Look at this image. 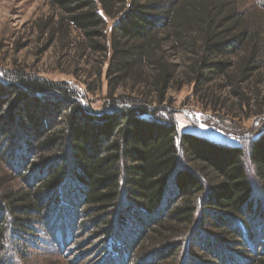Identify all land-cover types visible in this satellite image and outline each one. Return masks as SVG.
Returning a JSON list of instances; mask_svg holds the SVG:
<instances>
[{
	"label": "trees",
	"instance_id": "1",
	"mask_svg": "<svg viewBox=\"0 0 264 264\" xmlns=\"http://www.w3.org/2000/svg\"><path fill=\"white\" fill-rule=\"evenodd\" d=\"M49 1L58 26L105 53L110 103L95 114L69 83L25 73L0 83V264L40 233L65 248L82 211L106 264H264V129L218 143L180 132L167 101L181 71L196 92L260 81L264 4Z\"/></svg>",
	"mask_w": 264,
	"mask_h": 264
},
{
	"label": "rangeland",
	"instance_id": "2",
	"mask_svg": "<svg viewBox=\"0 0 264 264\" xmlns=\"http://www.w3.org/2000/svg\"><path fill=\"white\" fill-rule=\"evenodd\" d=\"M239 1L242 8L255 1L262 7L264 4V0ZM59 18L49 0H0V83L15 82L20 73L67 82L77 89L86 108L95 114L104 113L110 103L106 78L109 61L104 52L91 49L78 31L58 26ZM108 23L110 26L111 21ZM259 75L260 81L253 78L239 85L238 96L236 86L227 79L215 80L196 92L181 71L167 95L179 131L230 146L240 145V137L256 139L264 129V71ZM130 85L118 88L115 94L131 91ZM8 174L5 161L0 160V175ZM78 221L65 248L57 245L56 237L40 233L44 240L36 247L26 244L29 248L26 254L17 255V263L106 264L112 252L104 247L108 240L105 243L94 235L99 223L94 224L84 211Z\"/></svg>",
	"mask_w": 264,
	"mask_h": 264
}]
</instances>
